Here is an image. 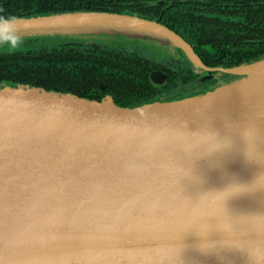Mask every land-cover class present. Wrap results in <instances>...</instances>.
Here are the masks:
<instances>
[{"label": "water", "instance_id": "1", "mask_svg": "<svg viewBox=\"0 0 264 264\" xmlns=\"http://www.w3.org/2000/svg\"><path fill=\"white\" fill-rule=\"evenodd\" d=\"M16 17L22 39L181 50L206 88L135 102L1 78L0 264H264V55L210 66L138 13Z\"/></svg>", "mask_w": 264, "mask_h": 264}, {"label": "trees", "instance_id": "2", "mask_svg": "<svg viewBox=\"0 0 264 264\" xmlns=\"http://www.w3.org/2000/svg\"><path fill=\"white\" fill-rule=\"evenodd\" d=\"M153 1L0 0V14L20 16L73 9L138 13L164 21L194 44L196 51L210 66L234 65L264 55V0H194L174 3L167 0L160 4H153ZM242 1L246 4L243 5ZM218 7L228 16L243 15L246 21L229 22L206 15L216 12ZM137 69L131 59H125L122 51L106 45L63 42L52 47L0 51V79L11 77L25 83L45 81L63 87L99 90L111 84L125 83Z\"/></svg>", "mask_w": 264, "mask_h": 264}, {"label": "flooded vegetation", "instance_id": "3", "mask_svg": "<svg viewBox=\"0 0 264 264\" xmlns=\"http://www.w3.org/2000/svg\"><path fill=\"white\" fill-rule=\"evenodd\" d=\"M241 3L243 5L246 4L244 1ZM163 9L164 8H162V10ZM209 13L224 14L221 12L220 7H218L216 12ZM237 16L243 15H233V17ZM241 35L243 36L244 33H241ZM84 44L93 46L106 45L122 51L127 61H130V59L132 60L133 65L138 69L131 74V77L125 81V83L111 84L106 88L116 91L131 101L144 102L154 98H178L199 92L206 87V83L200 74H198L192 63L181 50H164L158 52L151 47L142 48V44L121 46L119 42L112 39L103 41L100 36L89 39V41ZM192 45L194 46V44ZM238 77L239 76L235 74H227L217 79L230 81ZM78 88L91 90V88L86 87Z\"/></svg>", "mask_w": 264, "mask_h": 264}, {"label": "clouds", "instance_id": "4", "mask_svg": "<svg viewBox=\"0 0 264 264\" xmlns=\"http://www.w3.org/2000/svg\"><path fill=\"white\" fill-rule=\"evenodd\" d=\"M25 29L24 22L14 15L0 14V47L8 51L20 50L23 40L19 33Z\"/></svg>", "mask_w": 264, "mask_h": 264}, {"label": "rangeland", "instance_id": "5", "mask_svg": "<svg viewBox=\"0 0 264 264\" xmlns=\"http://www.w3.org/2000/svg\"><path fill=\"white\" fill-rule=\"evenodd\" d=\"M56 37L57 36H55V37L54 36L39 37L37 39L24 38V39H22L23 45H22L21 49L22 48H24V49H35V48H42V47H52V46H55L57 44L63 43V42H60L61 41L60 39H62V41H65L68 36H66V37L61 36V38L57 39V40H56ZM114 41H117L120 44V41H118V40H114ZM126 45H129V44H126ZM0 51H8V50H6L4 47H0Z\"/></svg>", "mask_w": 264, "mask_h": 264}]
</instances>
